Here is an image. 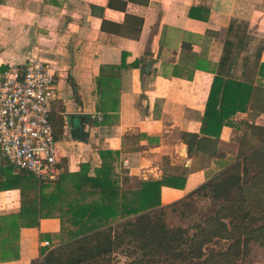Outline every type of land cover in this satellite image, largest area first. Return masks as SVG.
<instances>
[{
  "label": "crops",
  "instance_id": "crops-1",
  "mask_svg": "<svg viewBox=\"0 0 264 264\" xmlns=\"http://www.w3.org/2000/svg\"><path fill=\"white\" fill-rule=\"evenodd\" d=\"M29 59L45 61L54 76L58 172L85 164L93 176L105 149L118 152L117 174L158 179L186 167L182 188L161 187L162 204L232 162L248 125L264 126V110L247 101L221 127L216 153L189 157L180 137L199 133L215 76L249 82L255 98L264 83V0H0V71ZM102 66H120L104 77L114 88L107 97L118 89L117 112L98 109ZM18 211L19 190L0 189V264H32L59 229L54 217L19 227ZM242 264H264V247L249 243Z\"/></svg>",
  "mask_w": 264,
  "mask_h": 264
},
{
  "label": "trees",
  "instance_id": "trees-1",
  "mask_svg": "<svg viewBox=\"0 0 264 264\" xmlns=\"http://www.w3.org/2000/svg\"><path fill=\"white\" fill-rule=\"evenodd\" d=\"M119 68H100L98 109L104 114L118 110V89L107 97L106 90L114 88L104 77ZM258 74L264 77L263 63ZM258 84L253 98L249 82L215 76L199 133H180L189 157L198 150L216 153L221 127L230 125L231 115L246 109L247 101L252 109L264 110V83ZM50 118L57 137L62 119ZM248 128L237 139L232 162L167 204L161 203V187L182 188L186 167L158 179L127 170L117 174L113 161L118 152L107 149L99 151L101 164L93 176L81 164L77 172H58L53 179L36 177L5 159L0 189L19 190V227H36L41 218L59 220V229L48 236L49 245L32 264H116L118 250L129 258L126 264H242L249 243L264 247V126ZM198 200L208 203L199 213ZM168 212L199 216L184 227L169 224Z\"/></svg>",
  "mask_w": 264,
  "mask_h": 264
},
{
  "label": "built area",
  "instance_id": "built-area-1",
  "mask_svg": "<svg viewBox=\"0 0 264 264\" xmlns=\"http://www.w3.org/2000/svg\"><path fill=\"white\" fill-rule=\"evenodd\" d=\"M53 94L54 76L43 60L0 71V154L16 170L51 179L58 173L50 118Z\"/></svg>",
  "mask_w": 264,
  "mask_h": 264
},
{
  "label": "rangeland",
  "instance_id": "rangeland-1",
  "mask_svg": "<svg viewBox=\"0 0 264 264\" xmlns=\"http://www.w3.org/2000/svg\"><path fill=\"white\" fill-rule=\"evenodd\" d=\"M2 159V158H1ZM53 179V178H52ZM47 190V189H46ZM197 206H198V213L204 211L207 206L208 203L205 202L204 200H198L197 201ZM198 213H191L188 216L185 217H181L179 214L177 213H169L167 215V220L169 222V224L171 225H182L184 227L186 226H190L194 221L198 220ZM115 263L116 264H126L129 260V258H127L124 255L123 251H119L115 254Z\"/></svg>",
  "mask_w": 264,
  "mask_h": 264
}]
</instances>
